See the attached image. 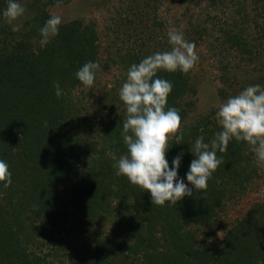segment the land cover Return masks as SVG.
<instances>
[{
	"label": "trees",
	"instance_id": "obj_1",
	"mask_svg": "<svg viewBox=\"0 0 264 264\" xmlns=\"http://www.w3.org/2000/svg\"><path fill=\"white\" fill-rule=\"evenodd\" d=\"M211 2L218 9L213 19L229 15V26L240 29L245 17L242 0ZM6 7L7 0H0V17ZM82 25L62 27L38 50L23 40L0 52V160L8 164L12 180L7 188L0 183V264H53L49 259L58 256L66 259L61 264H264V204L238 222L214 252L199 247L189 229L211 222L226 204L227 177L241 175L246 142L233 139L226 152L217 151L222 162L205 192L193 189V195L177 205L161 207L152 204L149 192L115 174L113 165L127 153L123 122L107 120L99 148L86 146L74 134L65 108L67 89L83 86L76 72L85 63L100 65L94 85L102 67H108L99 55L95 31ZM239 31L224 35L244 54ZM206 36V28L187 34L196 46ZM191 73H157L173 85L166 108L178 109L181 116L183 139L169 143L166 158L171 168L183 153L178 177L185 183L195 159L190 146L201 136L210 143L222 130L213 114L193 123L196 89ZM238 84H225L223 100L246 89Z\"/></svg>",
	"mask_w": 264,
	"mask_h": 264
},
{
	"label": "rangeland",
	"instance_id": "obj_2",
	"mask_svg": "<svg viewBox=\"0 0 264 264\" xmlns=\"http://www.w3.org/2000/svg\"><path fill=\"white\" fill-rule=\"evenodd\" d=\"M51 1H17L25 8V13L13 22L16 31L4 16L0 17V52L23 40L29 41L36 50L44 48L46 44L40 43V29L52 15L61 17L59 29L80 22L83 27L95 31L99 55L108 67L105 70L102 67L97 84L91 88L71 85L65 94V108L73 132L86 146L100 147L101 131L108 119L124 122L126 109L119 99V90L127 80L132 61L140 62L155 52L170 50L168 32L173 28L182 27L188 42L189 31L207 29L203 41L198 39L195 51L199 59L191 73L196 89L191 115L194 124L201 117L212 114L216 117L219 105L227 101L221 95L225 84L237 82L239 88L260 85L264 89V2L242 0L245 17L240 21V29L236 30L229 26V15H223L220 20L211 17L214 10H218L211 0H164L160 3L152 0H60L55 5L45 6ZM229 30H240L246 53L240 54L230 46L224 35ZM215 117L212 120H217ZM181 133L182 127L178 135ZM244 156L241 175L227 177L229 194L220 213L209 223L198 222L189 227L201 248L214 252L238 222L258 204H264V167L257 165L249 145ZM109 229L106 228L108 233ZM61 260L66 259L58 256L49 262L61 264Z\"/></svg>",
	"mask_w": 264,
	"mask_h": 264
},
{
	"label": "clouds",
	"instance_id": "obj_3",
	"mask_svg": "<svg viewBox=\"0 0 264 264\" xmlns=\"http://www.w3.org/2000/svg\"><path fill=\"white\" fill-rule=\"evenodd\" d=\"M24 13L25 8L20 3L7 0L3 16L13 25V31L18 30L13 22ZM61 23L59 15H52L46 21L40 29L42 46L58 34ZM168 42L170 50L143 58L127 72V80L119 90V99L126 109L121 135L127 153L113 165L117 176L126 177L133 186L149 192L152 204L161 207L166 203L177 205L186 196L191 197L193 189L197 193L205 192L208 181L222 162L217 151L226 152L230 140L246 142L255 154L257 165L264 167V89L253 85L219 105L216 119L222 130L210 143H205L201 136L190 146L195 159L186 174L188 183L178 177L183 153L173 159L170 168L166 158L169 141L175 139L176 144H180L183 136L178 133L182 121L178 109L166 108L173 85L158 78L157 73L180 71L188 74L199 57L196 45L185 40L182 27L169 30ZM99 68V63L89 61L76 72V78L85 88H91ZM55 87L56 96L60 97L59 84ZM0 183L4 188L12 183L9 166L3 160H0Z\"/></svg>",
	"mask_w": 264,
	"mask_h": 264
}]
</instances>
